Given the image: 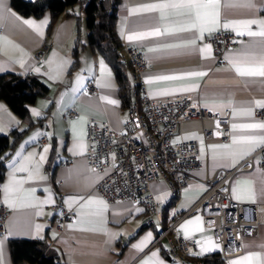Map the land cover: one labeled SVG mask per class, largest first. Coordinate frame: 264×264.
Segmentation results:
<instances>
[{
	"label": "crops",
	"instance_id": "1",
	"mask_svg": "<svg viewBox=\"0 0 264 264\" xmlns=\"http://www.w3.org/2000/svg\"><path fill=\"white\" fill-rule=\"evenodd\" d=\"M159 2L161 0L119 1L115 31L121 42L120 55L123 53V46L138 48L144 55L146 69L142 84L150 98L191 95L202 107L217 113L230 110L231 116L229 142L203 138L204 128L216 126L211 119L184 122L173 135V142L198 141L201 165L192 171L187 186L177 199L171 197L163 181L151 184V191L162 214L161 222L152 218L136 202H107L94 189L103 173L90 170L86 163V122L93 117L109 123L117 131H123L129 111L122 104L113 68L88 46L85 3L77 2L66 8L48 33L49 24L53 20L49 11L38 17L23 15L11 6L10 0H0V17H3L0 19V79L32 74L48 88L45 95L37 97L28 105L35 124L15 142L5 161L4 176L0 181V204L7 206L9 213L6 236L0 238V264H15L8 245L15 239L37 240L43 244L47 253L57 255L65 264H144L145 261L150 264H179L166 253L164 240L152 245L154 238L182 214L191 210L205 192L207 180L216 172L223 174L239 165V172L231 182L230 198L242 204L255 203L259 209L264 210V146H257L255 150L234 158L226 153L238 152L240 145H234L231 149L221 147L232 145L234 136L260 134L259 131L253 133L233 130V124L264 122V118L255 115L257 110L264 109L255 103L264 101V78L242 77L234 68V63L243 53H259L258 42L261 38L246 34L241 36L237 33L243 29L223 27L225 22L264 20V0H254L256 7L252 10L222 6L221 26L213 32L224 30L237 36V43L224 52L222 63L215 60L210 41L213 32H205L203 37L194 32H177L175 35L129 40L128 37L133 33H147L154 28L163 31L165 27H179L184 23L179 17L161 20L157 12L132 14L134 8ZM13 13L14 16L11 15ZM24 20H32L38 25L47 20V24L41 28L43 34L24 24ZM251 27L253 31L259 28L255 24ZM194 36L199 38L190 47H163L184 44ZM46 45L49 49L45 58L36 62L35 54ZM209 45L210 51H201ZM76 46L78 63L71 71L73 49ZM101 61L105 69L103 72ZM190 72H203L206 75L186 76ZM128 74L130 78V69ZM160 76L184 78L156 79ZM91 84H94L95 91H91ZM104 97L117 103L110 104ZM247 106L252 108L251 116L239 111ZM68 108L77 109L78 115L64 116ZM234 110L236 115H233ZM24 128L26 124L0 99V134L11 136L12 130ZM41 156H44L43 160ZM65 158L68 162L64 164L62 160ZM21 167L27 168V171H19ZM30 174L34 178L29 179ZM13 177L23 181V184L11 185L13 189L20 190L6 193L5 187L10 186ZM250 187L255 191L254 202L247 198ZM33 189L34 192H31ZM58 194H62L64 206L72 212L71 221L62 230L57 228V214L52 209ZM90 200L94 202L89 204ZM97 201H103L104 204ZM13 202L15 206H10ZM21 202L32 206L21 207ZM101 210L102 217L98 214ZM37 225L40 227L37 228ZM175 232L181 237L195 239V259L220 255L221 248L213 239L212 231L202 225L200 209L181 218ZM136 245L141 247L137 248ZM261 245H264V223L258 225L254 236L242 239L240 255L228 261L223 260L221 264H229L249 253H260L264 258V247ZM17 264L30 263L23 261ZM245 264H257V261Z\"/></svg>",
	"mask_w": 264,
	"mask_h": 264
},
{
	"label": "built area",
	"instance_id": "2",
	"mask_svg": "<svg viewBox=\"0 0 264 264\" xmlns=\"http://www.w3.org/2000/svg\"><path fill=\"white\" fill-rule=\"evenodd\" d=\"M215 60L224 61V52L237 43L236 34L224 30L210 36ZM49 47L46 45L35 54L41 62ZM120 60L130 68L132 91L137 96L128 106L129 116L123 131L115 130L109 123L90 117L86 122L85 159L90 170L103 173L95 183L97 194L107 202L129 201L140 204L152 217L161 222L162 214L157 207L151 184L163 181L173 199L180 197L188 184L190 174L201 165L200 148L197 140L173 142L172 137L182 123L191 120L215 121L214 128H204L205 140L222 142L230 140V110L223 113L210 111L200 105L191 95L150 98L142 84L146 69V58L138 48L123 46ZM95 91L94 84L90 85ZM78 110L68 108L64 116L76 117ZM255 115L264 118V109ZM63 159L62 163H67ZM239 166L216 172L207 180V188L188 212L182 214L170 226L160 231L152 245L166 242V253L179 264H203L194 258L196 241L176 234L179 220L200 209L202 225L212 231L213 239L219 244L220 255L228 261L242 253V239L254 236L258 225L264 223V210L255 203L242 204L229 196L231 182L239 172ZM52 209L57 214L56 224L62 230L72 219V212L63 204L58 194ZM9 209L0 204V238L7 233ZM148 222H151L148 221Z\"/></svg>",
	"mask_w": 264,
	"mask_h": 264
},
{
	"label": "trees",
	"instance_id": "3",
	"mask_svg": "<svg viewBox=\"0 0 264 264\" xmlns=\"http://www.w3.org/2000/svg\"><path fill=\"white\" fill-rule=\"evenodd\" d=\"M120 0H42L25 1L10 0L11 6L23 15L40 16L45 11L52 14L53 20L49 24L50 32L55 20L66 8L77 2H84L85 20L88 30V46L100 54L103 59L113 68L120 91L122 104L128 107L137 96L132 91L128 70L129 66L120 60L119 50L121 42L115 31L116 9ZM78 49H73V63L70 70L77 66ZM47 86L35 75L8 76L0 79V99L5 102L8 108L16 114L20 120L26 124L22 130L14 129L10 135L0 134V181L3 179L5 171V161L9 156L14 144L34 125V121L28 110V105L32 104L37 97L43 96L47 92ZM173 203V202H172ZM9 250L13 263L17 264L27 261L30 264H65L55 254L47 253L43 244L33 239H15L9 242ZM203 264H221L223 259L217 254L210 257L199 258Z\"/></svg>",
	"mask_w": 264,
	"mask_h": 264
},
{
	"label": "snow or ice",
	"instance_id": "4",
	"mask_svg": "<svg viewBox=\"0 0 264 264\" xmlns=\"http://www.w3.org/2000/svg\"><path fill=\"white\" fill-rule=\"evenodd\" d=\"M245 8V9H255L256 5L254 0H161L159 3H153L144 5L142 8L133 9L132 14H137L138 12H157L159 13V17L161 20L169 19L170 17H179L184 21V23L179 27H165L163 31L160 28H154L152 31L147 33H133L128 37L129 40L133 39H145L147 37H159L163 35H175L177 32H194L199 33V37H203L205 32H213L217 30L221 26V8ZM2 7V5H0ZM11 15H15L14 13ZM3 17H0L2 19ZM17 19H19L17 17ZM24 24L28 25L30 28L38 32L39 34H43L41 28L44 24H47V20H44L41 24H36L32 20H24ZM258 25L259 28L256 31L252 30V25ZM224 28L233 27L236 29H243L238 31V35H247L249 37H259L261 38L258 42L260 51L259 53L256 52H245L242 54V57L234 63L235 71L238 75L242 77H261L264 78V20H256V19H247V20H240V21H232V22H225L223 24ZM199 37H193L189 39L184 44L180 45H164L165 48H173V47H190L195 45L196 39ZM255 47V45H254ZM158 50V49H152ZM209 50L210 45L206 46V49H202L201 51ZM51 63V62H49ZM101 70L102 72L105 71L103 68V61H101ZM38 71V69H37ZM206 75L203 72H190L187 73L186 76L188 77H202ZM184 77H177V76H160L156 77L158 80H176V79H183ZM151 83V80H149ZM107 86V85H105ZM108 103L116 104L117 101L115 100H108ZM258 107L264 108V101H256L255 102ZM240 113L251 116L252 115V108L251 106L242 107ZM237 112L234 110L233 115H236ZM38 115V113H37ZM241 129L248 132H257L259 131V135H246L242 137H233L232 145H222L221 147L225 149H231L234 145H240L241 148L238 152L236 151H229L226 153L229 157H235L236 155L243 156L250 151L255 150L257 146H264V122H255V123H248V124H233V130ZM47 152V149H45ZM44 159V156H41V160ZM215 159V156H214ZM19 171H27V168L21 167ZM36 171H39V165L36 166ZM34 178L31 174L29 175V179ZM40 179H44V177H39ZM250 183V182H246ZM23 181L16 180L14 177L10 182V186L5 187L6 193H12L15 191H19V188L13 189L11 185H22ZM235 191V190H234ZM34 192V189L31 190ZM247 198L255 201V191L251 187L248 190ZM7 202V201H6ZM47 202V201H46ZM94 201H89V204L93 203ZM97 203L103 205V201H97ZM10 206H15L13 202ZM21 207H30L31 204H26L21 202ZM106 207V205H105ZM102 217V210L98 213ZM199 220V218H197ZM191 223V221L189 222ZM37 228L40 226L37 225ZM135 247L140 248L141 245H136ZM264 247V245H261ZM155 255V253H153ZM257 261V264H264V258L261 257L260 253H249L237 260L230 261L229 264H245V262ZM144 264H150L149 261H145Z\"/></svg>",
	"mask_w": 264,
	"mask_h": 264
}]
</instances>
